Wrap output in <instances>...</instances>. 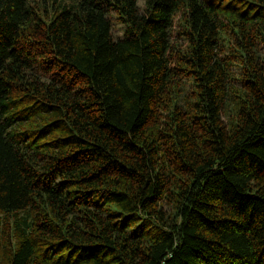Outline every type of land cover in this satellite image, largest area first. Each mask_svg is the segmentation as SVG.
Returning <instances> with one entry per match:
<instances>
[{
    "label": "trees",
    "instance_id": "16d2710c",
    "mask_svg": "<svg viewBox=\"0 0 264 264\" xmlns=\"http://www.w3.org/2000/svg\"><path fill=\"white\" fill-rule=\"evenodd\" d=\"M0 225V264H264V0H0Z\"/></svg>",
    "mask_w": 264,
    "mask_h": 264
},
{
    "label": "rangeland",
    "instance_id": "374dc122",
    "mask_svg": "<svg viewBox=\"0 0 264 264\" xmlns=\"http://www.w3.org/2000/svg\"><path fill=\"white\" fill-rule=\"evenodd\" d=\"M36 2L38 3V4H42V2H45V3H50V5L52 4V0H36ZM139 2H140V4L141 5H144V3H145V0H139ZM114 31H115V33L117 34V35H122L123 34V26L122 25H120L118 22H117V20L115 19V22H114ZM3 222H5V220H2V224H3ZM1 224V225H2ZM0 225V226H1ZM3 225H6L5 223L3 224ZM3 230V228H2V226L0 227V233H1V231Z\"/></svg>",
    "mask_w": 264,
    "mask_h": 264
}]
</instances>
